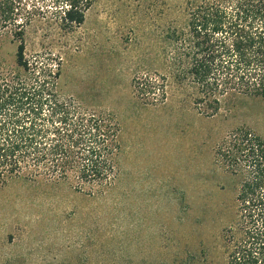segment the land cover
Wrapping results in <instances>:
<instances>
[{
    "label": "rangeland",
    "instance_id": "1",
    "mask_svg": "<svg viewBox=\"0 0 264 264\" xmlns=\"http://www.w3.org/2000/svg\"><path fill=\"white\" fill-rule=\"evenodd\" d=\"M22 1L37 9L25 57L51 70L61 100L114 117L120 152L116 178L92 195L41 178L0 186V264H170L212 244L238 186L216 148L239 126L264 137V102L205 117L190 87L175 83L162 36L182 23L189 0H94L71 28L58 22L56 0ZM14 44L0 40V70L28 78Z\"/></svg>",
    "mask_w": 264,
    "mask_h": 264
},
{
    "label": "trees",
    "instance_id": "2",
    "mask_svg": "<svg viewBox=\"0 0 264 264\" xmlns=\"http://www.w3.org/2000/svg\"><path fill=\"white\" fill-rule=\"evenodd\" d=\"M93 1L56 0L61 27L81 25ZM36 10H26L22 0H0V40L10 35L16 67L30 73L22 79L0 70V186L41 178L92 195L117 176L120 127L112 116L61 100L51 70L25 57ZM163 32L165 60L172 62L166 66L176 84L190 87L199 114L212 117L243 100L264 102V0H189L182 23L169 22ZM134 81L142 94L146 85ZM147 82L149 91L157 88ZM215 155L237 180L229 221L212 244L200 241L170 264H264V137L239 126Z\"/></svg>",
    "mask_w": 264,
    "mask_h": 264
}]
</instances>
